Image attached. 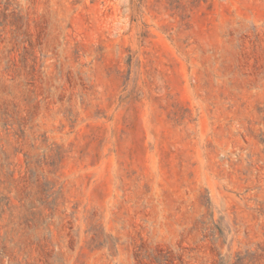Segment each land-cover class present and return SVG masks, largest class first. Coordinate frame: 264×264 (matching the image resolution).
Returning a JSON list of instances; mask_svg holds the SVG:
<instances>
[{
  "label": "rangeland",
  "instance_id": "1",
  "mask_svg": "<svg viewBox=\"0 0 264 264\" xmlns=\"http://www.w3.org/2000/svg\"><path fill=\"white\" fill-rule=\"evenodd\" d=\"M0 264H264V0H0Z\"/></svg>",
  "mask_w": 264,
  "mask_h": 264
}]
</instances>
